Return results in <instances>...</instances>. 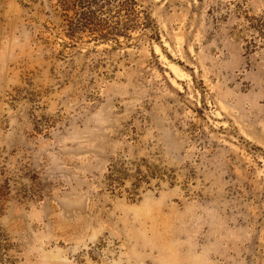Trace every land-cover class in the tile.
<instances>
[{"label":"rangeland","instance_id":"obj_1","mask_svg":"<svg viewBox=\"0 0 264 264\" xmlns=\"http://www.w3.org/2000/svg\"><path fill=\"white\" fill-rule=\"evenodd\" d=\"M132 1L0 0V264H264V0Z\"/></svg>","mask_w":264,"mask_h":264},{"label":"trees","instance_id":"obj_2","mask_svg":"<svg viewBox=\"0 0 264 264\" xmlns=\"http://www.w3.org/2000/svg\"><path fill=\"white\" fill-rule=\"evenodd\" d=\"M60 1V6L64 8L66 11H71L74 9L81 10V13L78 12L76 16L77 19L73 20L71 22V28L70 31L72 34H75L76 32H82L84 30H87L89 32H98V37L106 41L107 37L111 36H119L123 35L125 36L126 33H128L129 30L132 29L131 26L127 24H119L116 28H113L112 30L110 29L109 32L105 34H101V30L99 28H96V23H95V16L93 12L90 10L92 8H105L107 6H110L113 2L119 4V8L121 7H126L128 4H134L132 0H59ZM130 2V3H129ZM124 10V9H123ZM76 14V13H75ZM95 23V24H94ZM93 25L95 28L89 29L87 26Z\"/></svg>","mask_w":264,"mask_h":264}]
</instances>
